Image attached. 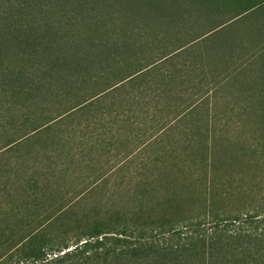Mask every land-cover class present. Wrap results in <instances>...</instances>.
<instances>
[{
    "label": "trees",
    "instance_id": "obj_1",
    "mask_svg": "<svg viewBox=\"0 0 264 264\" xmlns=\"http://www.w3.org/2000/svg\"><path fill=\"white\" fill-rule=\"evenodd\" d=\"M70 1L80 7L79 9L85 5V0ZM215 1L218 4L222 3V6L226 2L231 3V6L235 4L239 11L228 21L216 24L215 29L222 28L220 30H223L231 22L240 20L222 34L230 35L234 39L235 37L242 38L244 35H254L258 41H264V0ZM182 2V7H172L170 11L165 7L155 8L152 11L162 17L169 13V16L173 15L172 19L182 18L179 16L181 12L194 10L193 6L185 4L188 0H182ZM201 2L207 5L210 0H201ZM95 3L99 4L98 0H95ZM107 6L110 8V5ZM95 9L97 10V7ZM5 16V14L0 15L1 18ZM245 17H249V21L244 24ZM1 21L3 25H0V35L6 32L5 20ZM23 28L19 33L12 34L11 40L15 39L20 44L29 46V42L32 44L36 42L39 46L38 41L41 35H38L37 30ZM128 29H123L124 34ZM97 34L93 35L97 37L96 40H90L94 56L93 63L98 64L99 58L106 54V58L114 59L115 64L111 65L103 56L101 71H93L89 74L87 87L84 72L89 70V68L86 69L87 59L85 57L89 50L82 45L81 34L74 36L73 33L65 34L62 38L75 37L74 48L77 49V54L73 56L75 59L66 56L53 57L51 58L52 63L46 67V72L41 78L35 77L29 81L27 79L25 85L19 87L3 84L7 85L2 91L3 94L8 95V101L4 102L0 99V232L5 233L8 228L12 230L16 227H27L29 233L24 234L22 230L21 233L15 234L17 238L14 235H8L5 242L7 247L0 253V258L9 256V260L14 258L18 260L9 261L10 263L7 264L32 263L44 260L48 251L62 252L73 246L63 255L81 254L86 263L198 264L195 242H190L188 245H180V243L159 245L152 237L148 240L142 237L134 243L128 240H130L129 236L140 229L157 233L174 229L177 226L187 228L194 224V219H191L193 215L186 217L180 214L186 207L189 209V204L196 201L198 197L195 196V192L197 190L192 183H179L177 176L184 174L198 162L205 165L201 167L203 171H206L205 176L210 174V170L212 174L218 172L219 163L225 161L223 156L229 151H220L219 141L212 134L199 136L203 137V140L199 141L202 148L198 151L181 152L186 155V158L178 157L179 153L176 149H164L161 152L157 160L164 161L167 156L171 159L170 165L158 168L156 175L158 180L165 181L162 185L167 195L161 200H154L151 206L149 203L147 209L150 211H145V204L138 200L132 202L130 210H120L112 204L105 210L95 209L90 215L74 217L72 203H70L72 200L69 197L80 196V192L89 189L88 186H83L86 184L75 186L67 181L78 176L83 179V183L91 181L98 185L97 183L104 178L117 172L116 168L104 169L94 163L105 158L102 153L109 154L108 160H114L119 154L115 152V148L117 150L120 142L124 143L127 148L128 146L132 148L129 151L126 149L128 153L123 157L126 160L138 151L137 149L154 147L158 142L163 145L164 138L159 139L158 133L131 139L127 137L126 143L120 138L123 130L129 129L126 128V124L130 126V129H135L138 114L133 111L135 108L133 98L140 100L141 96H143L142 100L146 98L149 90L148 69L185 46H177L170 52L159 53L151 60L143 59L137 67L133 63V66L127 63L126 67L119 69L117 66L120 63L121 41L117 38V34L113 31L107 34ZM3 43L4 38L0 36V50ZM124 44L125 51L131 49L128 42L125 41ZM229 47L231 51H234L232 46ZM234 47L240 50H250L242 44ZM1 57L0 51V62ZM59 68H69L71 74L66 76L65 73L64 77L59 72ZM90 68L93 69V67ZM5 73V67L0 64V74ZM69 81L79 82L84 86L81 88L83 90L74 93L66 89ZM57 84L62 85L61 88L51 93L52 86ZM150 88H153L151 84ZM39 95L43 98L53 95L54 101L58 102L56 103L58 107L49 109L43 105L42 108H34ZM21 96H24L25 100L20 101ZM123 122L125 125L122 124ZM173 124L166 123V129L171 128ZM186 140L189 144H195L193 139ZM250 152L243 153L245 161L250 164L249 168L264 162V141ZM235 158L232 156L231 160L234 161ZM88 167L90 172H84ZM233 182L231 181L230 185ZM148 191L150 193V189ZM204 194L207 196H204L203 207L209 210L215 206L214 195L209 196V189ZM29 212L32 214L29 215ZM31 227H33L32 231H30ZM114 234L116 236H112ZM106 237H113L116 242L114 247L105 246L103 240ZM231 238V236L225 238L220 244L221 240H216L218 247H215L214 241L210 239L207 253L205 252L204 264H211V258L219 254L222 261H228L226 256L231 255L234 259L239 257L241 261L250 260L249 264H259L256 256L259 254L258 247L261 239L251 238L248 241L249 248L246 249L241 245V237H238L237 241ZM70 242H74L73 245H70ZM212 249L214 252H211Z\"/></svg>",
    "mask_w": 264,
    "mask_h": 264
},
{
    "label": "rangeland",
    "instance_id": "obj_2",
    "mask_svg": "<svg viewBox=\"0 0 264 264\" xmlns=\"http://www.w3.org/2000/svg\"><path fill=\"white\" fill-rule=\"evenodd\" d=\"M71 2L73 1L0 0V15H6L5 18L0 17V25H3L1 21L3 19L6 26V32L0 35L4 38V43L0 50L2 53L0 64L5 67L6 71L5 74H0V96L2 97L0 99L2 101H8V95L3 94L2 91L4 86L7 85L3 84L7 83L8 85L19 87L23 84L25 85L27 79L29 81V79L35 77L41 78L46 72V67L52 63L51 58L53 57L66 56L70 59H75L73 57L77 54V49L74 48L75 37L67 38L70 40H67L66 36L62 38L68 33H73L74 36L75 34H81L82 45L86 50H89L85 55L87 59L86 69L89 68V70L84 72V77L86 76L87 79V87L89 85V74L93 73V71H101L103 56L111 65L114 66L115 64V60L112 58L107 59L106 54L99 58L98 64L93 63L94 56L90 40L97 39L95 37L96 33L101 35L108 32L112 33L113 31V33L117 34V38L121 41L120 63L117 67L123 69L127 66V63L130 65L133 63L137 67L138 64L143 62V59L151 60L157 54L170 52L177 46L185 45L183 48L189 46L188 49L191 50L201 41L203 43L207 41V39L204 40L207 36L222 34L226 29L229 30L231 25L240 22V20L231 22L223 30H220L222 28L215 29L216 24L228 21L239 13L235 4L231 6V3L227 4L226 2L222 6V3L218 4L215 0H210L207 5L202 3L201 0H188L185 4H190L194 10L183 11L179 14L182 18L174 19L171 18L173 15L169 16V13L168 15L166 13L165 17L158 16L153 13L152 9L165 7L170 11L172 7H182V0H98L99 4L97 5L95 0H85V5L81 7L82 9H79L80 7ZM107 5H110V8ZM95 7H97V10ZM7 14L9 15L8 17ZM248 19L249 17H245L243 19L244 23H247ZM23 27L37 30L38 35H41L38 41L39 46H37L36 42H33L34 46L28 41L29 46L27 44L22 45L15 39L11 40L12 34L19 33V31L24 29ZM124 28H129L130 30L128 29L124 34ZM47 30L48 32L46 33ZM122 41L128 42L131 49L125 51L126 46ZM196 42L198 43L195 45ZM190 56L193 57L194 54L192 53ZM260 62L264 63V60ZM174 66L173 79L177 80L178 78L181 81L179 74L182 73L183 68L178 67L176 64ZM90 67H93V69ZM253 67L251 64V68ZM59 69L60 71H58L64 77L65 73L66 76L71 74V69L69 68ZM251 74L253 75V72ZM259 77L260 83L252 84V86L259 85V88L241 90L234 87L230 88L233 85H228V90H221L217 93L220 98H206L199 102L198 108H194L169 129L158 130L156 128L151 131L154 129V125L156 127H165L166 125H157L151 122L145 123L138 119L139 116L136 118V126L133 130L130 129L128 124L125 125L123 122L122 124L129 128L128 130H123V135L120 138L125 143L127 137L131 139L142 136L144 132L140 131L139 127H149L150 129L145 131L149 135L158 133L160 135L159 139L164 138L162 141L163 145L158 142L154 147L137 149L138 151L126 160L123 159L124 155L128 153L126 149L129 151L132 148L128 145L127 148L124 143L120 142L117 150L115 148V152L119 154L114 160H108L109 154L102 153L105 158L94 163V165L101 166V168L104 167V169L116 168L117 172L115 171L111 176L104 178L97 183L98 185L91 183V181L83 183V179L78 178V176L74 177L73 180L67 181L75 186L86 184L83 186H88L89 189L80 192V196L74 197L72 195L69 197L72 200L70 203H72L71 207L73 208L74 217L90 215L95 209L98 211L105 210L112 204L120 210H130V206L133 205L132 202H137L138 200L145 204L144 210L147 211L149 203L151 206L154 200H161L162 197L167 195L164 185H162L165 181L158 180L156 175L158 168L170 165L171 159L170 156H167L164 161H159L157 157L161 155L164 149H176L179 153L178 157L186 158V155L181 152L201 149L202 145L199 144V141L203 140V137L199 136L208 133L219 141L220 145L218 148H220V151H229L223 156L225 161L219 163L218 172L212 174L210 170V174L205 176L206 171L201 169L205 165L198 162L196 166H192L193 168L188 167L189 169L184 174L177 176L179 183H192L197 190L195 192V196L198 197L196 201L189 204V209L186 207L180 214L186 217L193 215L191 219H194V224L187 228L177 226L174 229L157 233H150L145 229H140L135 231L132 236H129L130 240L128 241L134 243L138 242L142 237L146 240L152 237L159 245H173L176 243L188 245L190 242H195L198 251V264H204V261H206L205 252L207 253V245L211 242L210 239L214 241L215 247H218L216 240L220 239V244L229 236L235 241H237L238 237H241V245L248 249V241L257 237L261 239L258 247L261 252L259 250V254H256V260L264 261V162L256 167L249 168L248 165L250 164L245 161L243 156V153L250 152L251 149L256 148L259 143L264 141V74H260ZM182 83L184 82L182 81ZM61 86L59 84L53 85L51 93L61 88ZM66 86V89L74 93H78L84 87L77 81H69ZM214 93L216 94L215 91ZM37 98L39 100H37L34 108H42L43 105H46L49 109L58 107L56 105L58 102L54 101L53 95H49L46 98L39 95ZM142 99L143 96H141ZM23 100H25V97L21 96L20 101ZM124 100L123 97V102ZM141 100L133 98L135 107L133 111L138 115H140V109H142ZM185 101L181 97L176 101V104H184ZM187 102L190 103L191 101ZM156 111L159 112L158 109ZM158 114H160L159 118H161V113ZM168 116L166 114L165 118H168ZM154 118H156V115ZM162 118H164V115H162ZM186 139L195 140V144L187 143ZM232 156L238 159L235 158L236 160L232 161ZM84 172L89 173L90 168H85ZM231 181H234L232 185H230ZM148 189H150V193ZM208 189L209 196L214 195L213 203L215 206L205 210L203 207L204 196L206 197L207 194H204V192L206 191L207 193ZM28 214L32 213L29 212ZM22 230L24 234L29 233L27 227H16L15 229L12 228V230L8 228L5 233L0 232V253L5 251L7 247V244H5L8 239L7 236H15V234L21 233ZM32 230L33 227H31L30 231ZM34 230H36L35 227ZM103 241L105 246L109 248L114 247L116 244L113 237H106ZM73 243L70 242V245H73ZM253 244L255 245L256 243ZM72 248L73 246L68 250ZM66 251H48L44 260L16 264H95L86 263L84 256L81 254L63 255ZM211 252H214V250L212 249ZM214 257L211 258V264H249L250 261H241L239 257L234 259L231 255L226 256L228 261H222L220 254ZM9 261L18 260L15 258L9 260V256L0 258V264H7ZM110 263L119 264L116 262Z\"/></svg>",
    "mask_w": 264,
    "mask_h": 264
},
{
    "label": "crops",
    "instance_id": "obj_3",
    "mask_svg": "<svg viewBox=\"0 0 264 264\" xmlns=\"http://www.w3.org/2000/svg\"><path fill=\"white\" fill-rule=\"evenodd\" d=\"M206 39L204 43L196 42L197 45L191 50L188 49L189 46L178 50L148 69L149 90L146 96L148 98L140 101L142 109L138 119L157 125L177 123L194 108H198L199 102L206 98H220L217 93L228 90V85H233L230 88L241 90L259 88V85L252 86V84H259V76L264 74L262 70L264 63L260 62L264 60V41H258L254 35H244L242 38L234 39L230 35L219 34L209 35L204 40ZM237 44L245 45L250 50L236 49L234 46ZM229 46H232L234 51H231ZM192 53L193 57L190 56ZM175 64L183 68L182 73L179 74L181 81L178 78L173 79ZM150 84L153 86L152 89ZM181 97L186 100L185 103L176 104ZM157 109L159 112L156 111ZM158 113H161V118ZM166 114L169 115L168 118H165ZM166 127L154 125L151 131ZM139 128L144 132L142 136H149L145 131L150 129L149 127ZM257 262L264 264V261Z\"/></svg>",
    "mask_w": 264,
    "mask_h": 264
}]
</instances>
